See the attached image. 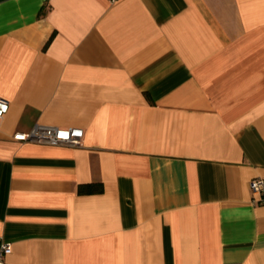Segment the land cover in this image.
Returning a JSON list of instances; mask_svg holds the SVG:
<instances>
[{"label":"crops","instance_id":"1","mask_svg":"<svg viewBox=\"0 0 264 264\" xmlns=\"http://www.w3.org/2000/svg\"><path fill=\"white\" fill-rule=\"evenodd\" d=\"M0 98L6 264H264V0H0Z\"/></svg>","mask_w":264,"mask_h":264},{"label":"built area","instance_id":"2","mask_svg":"<svg viewBox=\"0 0 264 264\" xmlns=\"http://www.w3.org/2000/svg\"><path fill=\"white\" fill-rule=\"evenodd\" d=\"M9 109V102L0 98V118ZM84 131L79 127L62 128L58 126H51L36 123L28 132H17L14 139L24 141H42L50 144H68L80 145ZM251 189L260 194L259 202L264 203V177H257L251 181ZM8 243L0 239V264L4 262V255L7 252Z\"/></svg>","mask_w":264,"mask_h":264},{"label":"trees","instance_id":"3","mask_svg":"<svg viewBox=\"0 0 264 264\" xmlns=\"http://www.w3.org/2000/svg\"><path fill=\"white\" fill-rule=\"evenodd\" d=\"M103 190V185L101 182H93L79 185L78 192L79 193H93V192H101Z\"/></svg>","mask_w":264,"mask_h":264}]
</instances>
